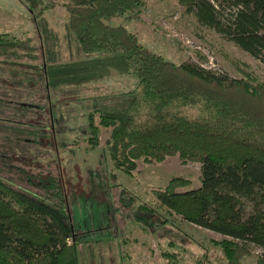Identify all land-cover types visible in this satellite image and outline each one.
Masks as SVG:
<instances>
[{"label": "trees", "instance_id": "trees-1", "mask_svg": "<svg viewBox=\"0 0 264 264\" xmlns=\"http://www.w3.org/2000/svg\"><path fill=\"white\" fill-rule=\"evenodd\" d=\"M181 2L198 24L264 65V0ZM143 8L142 0H73L66 6L65 29L89 59L59 74L51 58L48 65V43L27 58L20 42L0 35V65L10 64L6 78L0 75V122L8 126L1 127L0 164L41 193L0 177V264H79L78 244L92 230L81 225L77 230L76 209L72 212L56 178L26 173L24 157L31 149L19 144L27 137L29 144L41 147L44 141L50 147L67 128L53 89L58 83L111 70L132 77L136 89L114 96L109 108L89 106V145L98 144L97 116L100 126L111 129L105 144L118 169L130 173L138 160L175 156L199 164L198 187L172 179L154 194L157 203L186 225L220 236L211 244L220 249L221 264H243L253 249L256 264H264V89L197 64H175L142 46L126 26L112 24L138 18Z\"/></svg>", "mask_w": 264, "mask_h": 264}, {"label": "rangeland", "instance_id": "rangeland-1", "mask_svg": "<svg viewBox=\"0 0 264 264\" xmlns=\"http://www.w3.org/2000/svg\"><path fill=\"white\" fill-rule=\"evenodd\" d=\"M142 1L144 8L138 18L129 22L116 18L112 24L126 26L142 46L175 64H197L264 89V65L212 29L198 24L181 0ZM72 3L73 0H0V35L8 34L9 39L20 42L27 58L37 53L40 44L45 49L50 45L47 62L51 58L55 64L53 70L59 74L78 60L89 59L77 50L65 29L66 6ZM30 9L38 17L40 33ZM9 65H0V75L4 78L3 72L10 69ZM53 89L61 103L59 111L67 118V128L57 134V143L50 147L44 141L41 147L29 144L27 137L19 145L31 149L24 157L29 167L26 173L40 172L45 178H56L59 188L68 196L72 212L76 209L77 230L81 226L91 228L90 236L81 238L86 241L78 244L79 264H221L220 249L211 241L222 238L181 222L179 217L160 207L154 195L175 178L189 183L191 189L198 187L199 164L175 156L162 162L138 160L136 169L130 173L118 169L105 144L111 129L100 126L97 116L94 124L99 129L98 144L94 148L89 145L86 131L89 106L111 107L110 104H115L114 96L136 89L133 78L111 70L110 74L94 79L81 75L67 77ZM2 126L8 127L0 122V145L5 135ZM61 141L66 144L62 146ZM11 165L21 166L20 162ZM0 177L11 178L29 191L41 194L22 180L24 176L1 164ZM186 188L176 190L182 192ZM79 192L86 195L85 199L73 197ZM146 211L153 216L146 215ZM257 255L253 249L243 257L242 263L256 264Z\"/></svg>", "mask_w": 264, "mask_h": 264}]
</instances>
